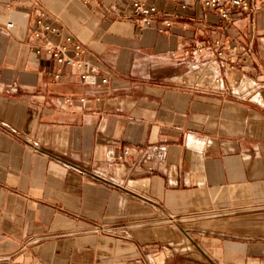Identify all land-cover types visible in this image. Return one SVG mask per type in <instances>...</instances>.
<instances>
[{
	"label": "crops",
	"instance_id": "obj_1",
	"mask_svg": "<svg viewBox=\"0 0 264 264\" xmlns=\"http://www.w3.org/2000/svg\"><path fill=\"white\" fill-rule=\"evenodd\" d=\"M145 1L0 0V261L264 264V2ZM66 37L88 82L37 54Z\"/></svg>",
	"mask_w": 264,
	"mask_h": 264
},
{
	"label": "built area",
	"instance_id": "obj_2",
	"mask_svg": "<svg viewBox=\"0 0 264 264\" xmlns=\"http://www.w3.org/2000/svg\"><path fill=\"white\" fill-rule=\"evenodd\" d=\"M19 2L21 0H13V2ZM196 4L201 5L205 9L216 11L220 17L224 20H229L230 12H251L254 9V3L257 1L264 0H193ZM132 12L133 15L142 20V27H148L152 24L154 18L157 16H162V11L155 5L150 4L145 0H133L132 3ZM44 14L39 15V20L37 22L38 29L35 31L36 37H42L46 31H50L57 36L60 35V31L52 29L50 25L45 23ZM174 18L165 17L163 26L160 28L161 31L168 29L172 26ZM7 28H13V23H8ZM223 44L222 41L216 40L213 47L210 48V55L213 56L217 54L220 57H224V51L222 50ZM205 46H197L192 52L196 55H201L204 53ZM47 53L53 60L57 62L58 65L67 67L70 69H78L83 71L82 79L85 82H88L91 77L97 75L95 66L91 63L90 60L84 59V47L83 45L76 43L74 37H66L62 40L61 43L55 45L51 42H45L44 45L37 49V54ZM191 51L187 50L186 55L190 54ZM215 84L224 88L225 84L220 74L214 76ZM235 94H239L237 91ZM258 103H263L260 92L255 94ZM0 264H15L12 261H0ZM17 264V263H16ZM18 264H26L24 262ZM40 264V263H36Z\"/></svg>",
	"mask_w": 264,
	"mask_h": 264
},
{
	"label": "rangeland",
	"instance_id": "obj_3",
	"mask_svg": "<svg viewBox=\"0 0 264 264\" xmlns=\"http://www.w3.org/2000/svg\"><path fill=\"white\" fill-rule=\"evenodd\" d=\"M111 38H113L112 40H115V39H117V38H119V37H118V35H115V36L112 35ZM213 80H214V79H213ZM201 84H202V82H201ZM213 84H215V82H213Z\"/></svg>",
	"mask_w": 264,
	"mask_h": 264
}]
</instances>
